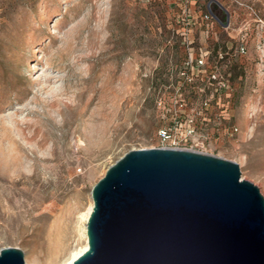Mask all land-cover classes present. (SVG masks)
I'll return each instance as SVG.
<instances>
[{"label":"rangeland","instance_id":"1","mask_svg":"<svg viewBox=\"0 0 264 264\" xmlns=\"http://www.w3.org/2000/svg\"><path fill=\"white\" fill-rule=\"evenodd\" d=\"M178 3L0 0V252L67 264L94 186L130 151L168 147L176 122L195 130L181 148L237 164L264 197V0H197L186 40Z\"/></svg>","mask_w":264,"mask_h":264},{"label":"water","instance_id":"2","mask_svg":"<svg viewBox=\"0 0 264 264\" xmlns=\"http://www.w3.org/2000/svg\"><path fill=\"white\" fill-rule=\"evenodd\" d=\"M89 248L72 264H264V197L237 164L133 150L92 190ZM0 264H25L16 248Z\"/></svg>","mask_w":264,"mask_h":264},{"label":"built area","instance_id":"3","mask_svg":"<svg viewBox=\"0 0 264 264\" xmlns=\"http://www.w3.org/2000/svg\"><path fill=\"white\" fill-rule=\"evenodd\" d=\"M148 1V0H147ZM179 11L176 14V22L180 26V32L178 33L181 37L186 40V37L189 33H191L194 28L199 24L198 21V3L197 0H179L178 3ZM210 18L209 15L201 16L202 23L204 20L208 21ZM244 52V49H242ZM208 56L207 52H204L201 49V54L197 59H194L193 55L191 54L189 58L183 63L184 71L179 73L180 77L183 79L189 77L187 74V70H194L203 68L205 65V58ZM212 83L215 82V75H211ZM177 120V119H175ZM183 124L176 122V124L171 129H163L160 131V137L162 142L168 143V147H164L162 149H174V150H186V151H194L193 149L181 148L179 146L180 142H188L195 134V130L189 126L186 131H183ZM200 153V152H198Z\"/></svg>","mask_w":264,"mask_h":264},{"label":"bare ground","instance_id":"4","mask_svg":"<svg viewBox=\"0 0 264 264\" xmlns=\"http://www.w3.org/2000/svg\"><path fill=\"white\" fill-rule=\"evenodd\" d=\"M93 207H94V204L89 208V210L82 216V220L85 222V228H84V231H85V235H86V238H87V242H86V245L80 249H78L77 251L73 252L69 261L67 262V264H72L75 260H77L79 257H81L85 252H87L88 248H89V245H88V237H87V224H88V221H89V218L92 214V211H93Z\"/></svg>","mask_w":264,"mask_h":264}]
</instances>
